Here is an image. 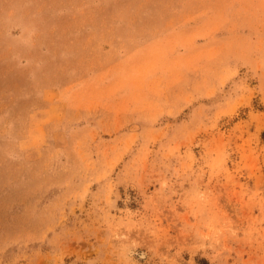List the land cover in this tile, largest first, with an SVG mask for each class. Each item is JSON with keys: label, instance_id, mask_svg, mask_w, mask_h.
Here are the masks:
<instances>
[{"label": "rangeland", "instance_id": "rangeland-1", "mask_svg": "<svg viewBox=\"0 0 264 264\" xmlns=\"http://www.w3.org/2000/svg\"><path fill=\"white\" fill-rule=\"evenodd\" d=\"M0 264H264V0H0Z\"/></svg>", "mask_w": 264, "mask_h": 264}]
</instances>
